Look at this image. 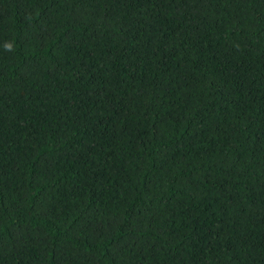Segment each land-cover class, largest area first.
<instances>
[{"label":"trees","instance_id":"16d2710c","mask_svg":"<svg viewBox=\"0 0 264 264\" xmlns=\"http://www.w3.org/2000/svg\"><path fill=\"white\" fill-rule=\"evenodd\" d=\"M0 264H264V0H0Z\"/></svg>","mask_w":264,"mask_h":264},{"label":"clouds","instance_id":"9594fccd","mask_svg":"<svg viewBox=\"0 0 264 264\" xmlns=\"http://www.w3.org/2000/svg\"><path fill=\"white\" fill-rule=\"evenodd\" d=\"M6 49H7V50H12V45H11V44H7V45H6Z\"/></svg>","mask_w":264,"mask_h":264}]
</instances>
